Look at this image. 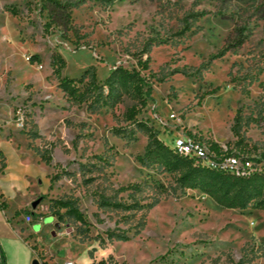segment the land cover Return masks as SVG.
<instances>
[{"label":"rangeland","instance_id":"rangeland-1","mask_svg":"<svg viewBox=\"0 0 264 264\" xmlns=\"http://www.w3.org/2000/svg\"><path fill=\"white\" fill-rule=\"evenodd\" d=\"M188 18L191 28L181 35ZM47 21L42 0H0V135L18 137L3 142L6 182L17 206L40 192L37 205L20 212L32 217L36 211L34 230L43 229L38 259L51 251L60 258L72 254L76 264H264V211L223 208L181 186L178 174L143 164L148 132L138 126L168 145L177 134L191 133L234 147L239 111L243 144L251 157H263L264 0H83L73 9L70 40L62 37L64 25L45 36ZM239 27L246 28L244 44L200 76L170 75L208 63ZM162 39L167 43L159 44ZM55 53L66 61L61 78L93 69L103 83L116 67L139 70L144 91L148 84L152 90L136 120L126 113L142 98L128 83L94 108L68 97L53 72ZM33 55L40 61L31 63ZM140 57H149L148 70L138 66ZM38 150L50 151V164ZM136 183L143 185V203L160 202L149 210L100 206V194L131 204L132 190L119 189ZM59 199L76 200L85 221L66 209L55 214ZM111 230L130 239L109 240Z\"/></svg>","mask_w":264,"mask_h":264},{"label":"trees","instance_id":"trees-1","mask_svg":"<svg viewBox=\"0 0 264 264\" xmlns=\"http://www.w3.org/2000/svg\"><path fill=\"white\" fill-rule=\"evenodd\" d=\"M82 2L83 0H42V11H47L48 18V21L44 25V35H49L52 27L64 25L66 29L62 31V37L66 40H70L68 32L73 31L74 29L73 9ZM7 10L15 16L19 15L18 10L14 6H8ZM205 14L206 12H201L197 15L202 17ZM190 28L191 24L189 23L188 18L186 19L185 26L179 34L184 35L186 31L190 30ZM245 31V27H239L237 29L236 36L217 54L211 56L208 63H203L198 68L173 69L170 72V75L181 73L185 76H200L203 70H207L209 68L210 62L214 59L223 57L228 51L243 45L246 40ZM158 42L159 44H163L167 43V40L162 39L158 40ZM149 46L150 45L148 44V47ZM148 47L144 49L145 52L149 51ZM36 61H40V57L38 55H33L30 58V62L35 63ZM51 65L54 74L60 79V87L68 95V97L75 100V102L79 105L87 102L90 104V108L107 104L109 99H114V97H116L120 84H130L135 94L140 97V99L142 98L140 101L141 105H133L128 108L126 115L127 120L130 121L136 120V117L146 105V98L147 96H150L152 90L151 86L148 84L147 91H144L147 83L145 78L140 74V71L136 69L128 71L121 67H116L111 71L110 75L104 80V82L101 83L93 69L86 70L79 78H61V72L66 65V61L59 53L53 54ZM138 66H140L142 70H148L149 57L145 60L142 57L138 58ZM158 80L163 82L166 80V77H161ZM82 84H84L83 88L80 87ZM105 87L108 88L107 92L105 91ZM217 90L218 88H213L206 91L203 97L208 94H213ZM138 126L148 132L146 155L144 158L139 159L143 164H145L144 162H148L152 165L156 164L164 170L178 174V181L181 186L186 189H197L202 191L223 208L241 210L258 209L264 211V155H262L263 157H251V148H249L247 144H243V139L240 134L241 114L239 111L234 117V124L231 129L234 136L238 138V141L235 143L234 147L230 145L231 143H229L227 147L229 148V152H233V149H236L240 153L245 155L247 154L255 162V164L260 167V170L245 176H237L228 172L213 170L203 167L200 164H196L194 161L175 153L172 148H170L162 140H159L155 134H153L152 130L148 129V127L142 122H140ZM211 142L214 149H221L220 144L215 141ZM37 153L40 155L41 160L46 164L51 163L52 155L50 151L38 150ZM5 166V158L0 151V169L3 170ZM129 189L132 190L128 195V197L132 200L131 204L127 205L121 200H113L103 194H100V206H113L117 209L126 208L149 210L160 202V198L156 197L151 202L143 203L142 197H138V193L143 191V185L141 183L121 187L119 190L123 192ZM1 206L5 207V202H2ZM54 207L55 214H59V210L61 209H66L67 215L74 217L79 221H85L83 213L80 211L76 200L59 199L55 201ZM59 217H61V215H59ZM107 236L109 240L116 239L127 241L130 239V236L122 230L108 231ZM31 237L32 235H29L27 240ZM33 248L38 249L37 245H33ZM0 264H6V256L1 248V245ZM101 264H105V262L101 261Z\"/></svg>","mask_w":264,"mask_h":264},{"label":"crops","instance_id":"crops-1","mask_svg":"<svg viewBox=\"0 0 264 264\" xmlns=\"http://www.w3.org/2000/svg\"><path fill=\"white\" fill-rule=\"evenodd\" d=\"M17 139L18 137L14 136L8 137L6 133L0 135V151L3 156L5 155L3 142H13L17 141ZM18 148H23L20 142L18 143ZM4 158L7 166L3 170L0 169V245L6 256V264H32L35 259L39 258V248L44 244L42 239L43 229L37 232L34 230V224L38 221L33 217L36 211L32 210V217L20 214V212L33 205L35 197L40 192L32 196L29 204L25 206L14 205L11 200L12 190L8 188V183L6 182V175L9 172L8 163L6 162L7 157L4 156ZM2 202H5V207L1 206ZM42 220L43 218L39 221ZM29 235H32V238L27 240ZM31 240H33V243H31ZM33 245H39V248L34 249ZM66 259L73 260L74 256L67 254L64 258H60L57 254L49 251L48 258L42 262L57 263Z\"/></svg>","mask_w":264,"mask_h":264},{"label":"built area","instance_id":"built-area-1","mask_svg":"<svg viewBox=\"0 0 264 264\" xmlns=\"http://www.w3.org/2000/svg\"><path fill=\"white\" fill-rule=\"evenodd\" d=\"M168 146L178 155L213 170L224 171L237 176L249 175L260 170V167L247 154L240 153L236 149L229 152L226 145H220L221 149L216 150L211 141L191 133L177 134L172 139L171 145ZM40 262L41 264H76L72 259L57 263Z\"/></svg>","mask_w":264,"mask_h":264},{"label":"water","instance_id":"water-1","mask_svg":"<svg viewBox=\"0 0 264 264\" xmlns=\"http://www.w3.org/2000/svg\"><path fill=\"white\" fill-rule=\"evenodd\" d=\"M37 203H38V201H35L34 203H33V206H36L37 205ZM32 264H41V262H40V260L39 259H35L34 261H33V263Z\"/></svg>","mask_w":264,"mask_h":264},{"label":"bare ground","instance_id":"bare-ground-1","mask_svg":"<svg viewBox=\"0 0 264 264\" xmlns=\"http://www.w3.org/2000/svg\"><path fill=\"white\" fill-rule=\"evenodd\" d=\"M218 209V208H217Z\"/></svg>","mask_w":264,"mask_h":264}]
</instances>
